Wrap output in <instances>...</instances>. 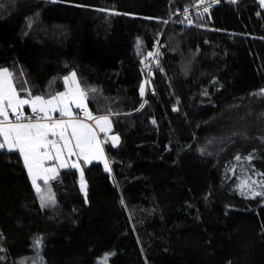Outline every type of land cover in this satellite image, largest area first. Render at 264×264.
<instances>
[{"label":"trees","instance_id":"trees-1","mask_svg":"<svg viewBox=\"0 0 264 264\" xmlns=\"http://www.w3.org/2000/svg\"><path fill=\"white\" fill-rule=\"evenodd\" d=\"M197 1L0 0V69L20 96L51 98L75 72L119 136L110 170L41 181L43 207L19 151L0 149V264H264V8L176 15Z\"/></svg>","mask_w":264,"mask_h":264},{"label":"snow or ice","instance_id":"snow-or-ice-1","mask_svg":"<svg viewBox=\"0 0 264 264\" xmlns=\"http://www.w3.org/2000/svg\"><path fill=\"white\" fill-rule=\"evenodd\" d=\"M261 2L264 3V0ZM151 55L153 54L149 53V56ZM64 83L68 85L67 90L59 92L49 99L42 96L32 97L31 92L27 89L24 91L28 92L31 98L24 99L21 98L14 86L13 73L7 68L0 69V136L3 137L0 149L19 151L32 178V184L40 196L42 207L54 204L55 198L50 192L45 193L41 189L37 179L41 178L47 184L58 174L57 167L46 168L44 166L46 161L58 162V168L63 169L80 167L78 163L69 165L66 162V156L68 158L72 156H77L78 159L83 158L85 163L103 159V150L100 147L96 131L91 125L74 118L70 105L74 103L77 108L84 109L86 118L94 119L101 132H108L111 128V122L107 116L95 118L87 110L84 103L86 93L80 87L75 72H71L69 76L65 77ZM141 94L143 95V87H141ZM259 94L264 96V89ZM25 105L31 106L32 112L36 114L35 117L24 116ZM57 111L62 117L67 116L69 119L53 120L51 114ZM10 112L15 117V123L10 119ZM22 120L28 122L23 123ZM50 135L57 139H49ZM118 140L119 137H112L114 144ZM237 159L240 158L237 157ZM105 169L110 170L106 159ZM82 176L83 170L81 169ZM81 187L84 188L83 183ZM247 188H251L248 180L242 181L241 190ZM251 195H264V193L252 191Z\"/></svg>","mask_w":264,"mask_h":264},{"label":"crops","instance_id":"crops-1","mask_svg":"<svg viewBox=\"0 0 264 264\" xmlns=\"http://www.w3.org/2000/svg\"><path fill=\"white\" fill-rule=\"evenodd\" d=\"M65 89H66V87L64 86V88H63L62 90H60V91H63V90H65ZM60 91H59V92H60ZM59 92H58V93H59ZM55 95H56V94H55ZM21 98H24V99H30L31 97H21ZM45 99H49V98H45ZM84 103H85L86 106H87V103H86L85 99H84ZM70 107H71V111H72V114H73V117H74V118L79 119V120L83 121L84 123H87V124H89V125H91V126L93 127V129L96 131L97 138H98V140H100V142H101L100 135H108V136H109V134L113 133V123H112V117H111V115H109V114H98V115H95V114H92V113L90 112V110L88 109V107H87V110L92 114L93 117H95V118H99V117L107 116V117L109 118V120H110V122H111V128H110V130H109L108 132H101V131L99 130V128L96 126V123H95V120H94V119H87L86 116H85L84 118L78 116V112H79V110H81L82 108H77L76 105H75L74 103L71 104ZM24 108H30V109H31V106H30V105H25ZM51 115H52V116H56V117H55V120H61V119H63V120H68V119H69V117H67V116H63V117H62L58 111H57V112H53ZM10 116H13V115L11 114V112H10ZM15 122H16V121H13V123H15ZM21 122H22V121H21ZM33 122H35V121H33ZM23 123H27V122H23ZM69 131H70V130H69ZM49 139L56 140L57 138L54 137V136H51V135H50V136H49ZM2 142H3V137L0 136V143H2ZM58 143H59V141H58ZM101 143H102V142H101ZM115 144H117V143H115ZM6 149H7V148H6ZM20 155H21V154H20ZM21 157H22V156H21ZM22 159H23V157H22ZM23 162H24V161H23ZM66 162H67L69 165H71L72 163H78V164L81 165V167H82L83 164H84V160H83V158H79V159H78L77 156H72V157H70V158H68V157L66 156ZM91 162H93V161H91ZM44 166H45L46 168H47V167H57L58 172L61 170L60 168H58V162H54V161H46ZM25 167H26V166H25ZM26 169H27V167H26ZM27 172H28V170H27ZM28 174H29V173H28ZM29 177H30V179H31V181H32V178H31L30 175H29ZM41 181H43V179H41V178H38V179H37V183H38L39 185H40V182H41Z\"/></svg>","mask_w":264,"mask_h":264},{"label":"built area","instance_id":"built-area-1","mask_svg":"<svg viewBox=\"0 0 264 264\" xmlns=\"http://www.w3.org/2000/svg\"><path fill=\"white\" fill-rule=\"evenodd\" d=\"M234 0H198L194 5L192 6H187L181 10H178L176 12V15L181 14V15H187L190 12H194L196 14H204L208 12L212 7L220 5L222 2H232ZM207 9V11H205ZM187 10V11H186ZM160 48L158 44H155V46L151 49V52L153 55H151L152 62L156 60L159 56ZM24 116L25 117H35V113L32 112V109L30 108H23ZM78 116L84 118L85 117V112L84 109L79 110ZM56 116H52V119H55ZM10 119L12 121L15 120L14 116H10ZM22 121H27V120H22ZM33 121H35L33 119ZM28 122V121H27ZM43 122V121H42ZM103 136V135H102Z\"/></svg>","mask_w":264,"mask_h":264},{"label":"rangeland","instance_id":"rangeland-1","mask_svg":"<svg viewBox=\"0 0 264 264\" xmlns=\"http://www.w3.org/2000/svg\"><path fill=\"white\" fill-rule=\"evenodd\" d=\"M3 1H5V0H2V3H3ZM260 1V3L262 4V7L264 8V3H262L261 2V0H259ZM1 3V4H2ZM3 9H1V11H2ZM158 45H159V43H157ZM151 52V51H150ZM1 69H4V68H1ZM70 74H68V75H66V76H64V78L65 77H67V76H69ZM65 87H66V89L65 90H63V91H60V92H65L66 90H67V88H68V85L67 84H65ZM53 120H55L54 118H53ZM14 121H16V120H14ZM13 122V121H12ZM22 122H27V121H22ZM114 136H117V137H119L118 135H116V134H114V133H111V134H109V136L108 135H100V139H101V142H100V140H99V142H100V147H101V149L103 150V159H97V160H92V161H99V162H101L104 166H105V159L107 160V163H108V166H109V162H108V159H107V155H106V152H105V148H104V144L106 143V142H112V137H114ZM119 141V140H118ZM113 143V142H112ZM118 143V142H117ZM114 144V143H113ZM85 163V162H84ZM86 164H88V163H86ZM80 165V164H79ZM80 171H81V169H82V167H81V165H80V167L78 168ZM37 258V256H35V259ZM28 263H30V262H28ZM32 264H35V263H32Z\"/></svg>","mask_w":264,"mask_h":264}]
</instances>
